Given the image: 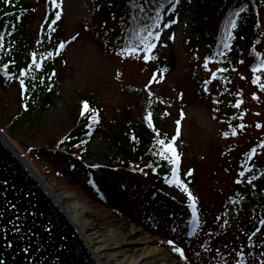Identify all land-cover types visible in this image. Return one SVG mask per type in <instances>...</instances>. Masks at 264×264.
<instances>
[{
  "label": "rangeland",
  "instance_id": "1",
  "mask_svg": "<svg viewBox=\"0 0 264 264\" xmlns=\"http://www.w3.org/2000/svg\"><path fill=\"white\" fill-rule=\"evenodd\" d=\"M32 1L34 17L26 27L29 41L38 34L44 13V1ZM200 1L204 5L210 0ZM58 2L62 35L74 40L67 44L63 57L55 60L59 75L48 82L53 101L44 104L38 89L33 105L39 110L40 122L29 126L10 123L19 88L16 84L1 86V132L54 190L85 200L105 224L116 226L121 234L132 228L153 239L171 254L174 264H264V236L260 235L230 251L218 247L209 253L193 235L198 221L189 200V193L197 192L210 218L222 203L226 204L221 212L223 224L229 226L226 237H222L224 241L229 236L236 238V231L230 227L242 231L246 218L258 219L257 207L247 195L257 187L264 188V90L251 78L248 51L250 46L264 45V6L257 14L246 15L236 34L232 65L222 66L204 62L209 39L199 35L202 25L194 19L204 8L196 9L194 2L163 0L149 27L159 33L153 38L154 57L144 52L131 58L122 57L94 35L95 26H102L103 18L91 14L92 0ZM221 13L218 9L203 16L205 34L209 29L214 32ZM107 21L111 31H116L117 23L111 17ZM254 36L262 40L256 41ZM260 74L264 82V70ZM83 96L99 100L102 112H93V119L100 125L124 115L138 119L145 105L152 106L150 120L175 137L173 146L183 156L185 173L179 177L172 174L166 186H155L143 178L134 189L118 174L103 178L81 171L71 178L55 158L37 154L33 146L59 136L73 124L71 117L84 107L79 103ZM238 101L242 103L236 107ZM230 124L236 126L235 135ZM87 145L92 156L86 161L104 160L102 154L107 146L100 133L91 136ZM251 146L255 175L239 176L238 160L242 151ZM236 192L244 196L230 198ZM127 203L128 209L122 210ZM112 206L122 212H114ZM131 206H141L142 210L130 212ZM218 223L215 220L213 225L218 227ZM174 247L180 248L183 255L173 251ZM184 247L197 251L186 257Z\"/></svg>",
  "mask_w": 264,
  "mask_h": 264
},
{
  "label": "trees",
  "instance_id": "2",
  "mask_svg": "<svg viewBox=\"0 0 264 264\" xmlns=\"http://www.w3.org/2000/svg\"><path fill=\"white\" fill-rule=\"evenodd\" d=\"M43 1L44 13L38 34L29 41L26 27L34 17V2L32 0H0V34H2L0 37V87L16 84L19 88L15 99L16 112L10 118V123L18 122L20 125L29 126L40 122L39 110L33 105V96L39 89L44 104L53 101L52 88L48 86V82L57 79L59 75L56 71L55 60L61 57L67 44L74 40L73 37L64 38L62 35L63 18L60 16L57 20L55 15L58 8L53 7L51 0ZM109 1L92 0L94 7L91 14L103 18L102 26H95L94 35L124 58H131L144 54V52L154 57L153 38L157 31L149 27L163 0H112L113 5L108 8ZM187 1L194 2L198 10L204 8L194 17L195 22L202 25L198 31L199 35H207L209 39L206 42L207 51L204 55V62L231 66V54L236 45L238 29L249 12L256 14L259 12L260 7L264 6V0H210L204 5L200 0ZM57 3L59 4L58 0ZM168 5L169 3L164 9ZM218 9H221L222 13L214 32L209 29L205 34L204 31L207 28L201 23V19L211 11ZM108 17L117 23V30L114 32L111 31V26L107 21ZM233 21L235 27L232 26ZM256 25L257 22L254 21L253 26ZM192 29L195 30L193 27ZM149 32L153 34L151 37L148 35ZM254 39L262 40L258 36H254ZM61 44H63L62 48ZM148 44L154 47L148 50ZM248 55L251 57L249 62L251 78L257 87L264 90L260 87V84H264L260 74V71L264 70V45L250 46ZM37 64L39 67L36 66ZM165 69L169 70L170 66ZM21 73L24 74L21 75ZM257 78H259L258 81ZM21 81L24 82L23 88ZM79 103L86 104L87 108L78 107L79 109L74 114L75 117H71L73 124L68 130L32 147L37 154L40 152L55 158L65 168L69 177H77L81 171L94 172L107 177L118 174L127 179L134 189H137L143 178L155 186H166L167 178L172 174L179 177L185 173L183 156L176 153L179 160L174 165L172 155L167 153V144L176 142V140L173 141L172 134L148 119V112L152 106L145 105L138 119L131 120L124 115L100 125L93 119V112H102L99 100L93 99L92 96H83L79 98ZM235 127L234 124L229 125L232 131ZM96 133H100L106 141L107 151L102 154L104 160L91 163L86 161L92 156L87 144L89 138ZM252 154V146L242 151L238 160L239 176L241 173L243 175L248 173L249 177L255 175L250 160ZM239 193L236 192L230 198L240 199L239 197L244 196ZM247 197L257 207L258 219L255 221L246 218L242 231L230 227L236 231V238L227 236L228 239L224 241L222 237H226V228L229 226L223 224L221 212L226 204L222 203L221 208L210 218L197 192H192L194 211L198 221L193 235L199 239L198 243L204 245L209 253H213L218 247H222V250L228 248L230 251L240 247L243 242L252 241L258 235L264 236V223H262L264 221V188L257 187L249 191ZM112 209L114 212H122L128 209V203L122 210L117 208L116 210L114 206ZM188 209L190 211L189 206ZM141 210V206L138 208L131 206L129 211L140 212ZM215 220L219 221L218 227L213 225ZM191 235L190 233L188 236ZM195 251L197 250L192 248L186 249L189 256Z\"/></svg>",
  "mask_w": 264,
  "mask_h": 264
},
{
  "label": "water",
  "instance_id": "3",
  "mask_svg": "<svg viewBox=\"0 0 264 264\" xmlns=\"http://www.w3.org/2000/svg\"><path fill=\"white\" fill-rule=\"evenodd\" d=\"M5 139H0V264H95Z\"/></svg>",
  "mask_w": 264,
  "mask_h": 264
},
{
  "label": "bare ground",
  "instance_id": "4",
  "mask_svg": "<svg viewBox=\"0 0 264 264\" xmlns=\"http://www.w3.org/2000/svg\"><path fill=\"white\" fill-rule=\"evenodd\" d=\"M0 139H5L1 132ZM8 147L73 229L95 264H174L171 254L155 244L153 239L132 228L121 234L116 226L105 224L85 200L54 190L42 176L36 174L34 168L36 173L30 169L20 152L14 151L16 147L12 144ZM137 224L142 227V224Z\"/></svg>",
  "mask_w": 264,
  "mask_h": 264
},
{
  "label": "snow or ice",
  "instance_id": "5",
  "mask_svg": "<svg viewBox=\"0 0 264 264\" xmlns=\"http://www.w3.org/2000/svg\"><path fill=\"white\" fill-rule=\"evenodd\" d=\"M51 2H52L53 7L59 8V4L57 3V0H51ZM55 15H56V19L58 20L60 18L61 13L59 11H57L55 13ZM54 22L55 21H53V23ZM232 26L235 27V22L234 21L232 22ZM165 27H167V25H165ZM148 35L151 37L153 34L151 32H149ZM156 35L158 36V33ZM0 37H2V34H0ZM60 47L62 48L63 47V44H61ZM152 47H154V45H152V44H148V46H147L148 50H150ZM148 58L149 57H145V59H148ZM36 66L39 67L38 64ZM23 74L24 73H21V75H23ZM153 79H155V75H154ZM258 79L259 78H257V81H258ZM23 83L24 82L21 81V87L22 88H23ZM260 87L262 89H264V84H260ZM240 103H242V102L241 101H238L235 106L236 107H239ZM84 107L87 108V105L85 104ZM241 115H243V114H241ZM181 116L183 117V113L181 114ZM150 117H151V114H149V117H148L149 120H150ZM179 124H180V121H177V135L179 134ZM257 127H260V125H257ZM233 135H235V131H233ZM174 140H175V137H173V141ZM160 143H163V142H160ZM167 151H169L172 154V157H171L172 158V163L175 165L178 162V160H179V156H178V154H176L175 148H174V146H173L172 143H169L168 144ZM174 171H175V169H174ZM241 175H243V173H241ZM185 190H187V189H185ZM189 195L191 196L190 193H189ZM262 223H264V221H262ZM168 243L169 244H172L173 242L172 241H169ZM173 251H175V252L180 253L181 255H183L182 250L180 248H178V247H174L173 248Z\"/></svg>",
  "mask_w": 264,
  "mask_h": 264
}]
</instances>
